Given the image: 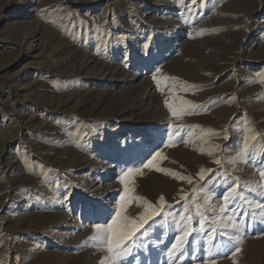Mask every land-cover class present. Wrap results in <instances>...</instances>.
Wrapping results in <instances>:
<instances>
[{
	"label": "rangeland",
	"instance_id": "1",
	"mask_svg": "<svg viewBox=\"0 0 264 264\" xmlns=\"http://www.w3.org/2000/svg\"><path fill=\"white\" fill-rule=\"evenodd\" d=\"M0 264H264V0H0Z\"/></svg>",
	"mask_w": 264,
	"mask_h": 264
},
{
	"label": "snow or ice",
	"instance_id": "2",
	"mask_svg": "<svg viewBox=\"0 0 264 264\" xmlns=\"http://www.w3.org/2000/svg\"><path fill=\"white\" fill-rule=\"evenodd\" d=\"M154 79H156L154 77ZM168 102L166 101V104ZM190 101H183L180 108L174 107L172 104H168V107L171 109V114L173 117L181 115L185 109L183 105H190ZM176 132L182 131V129H175ZM244 147L247 148V142H244ZM162 156L160 151H156L154 155L151 156L150 159L147 160L146 163L143 164L144 168H156L157 160ZM217 164H220L221 161L217 160ZM163 171V169H157ZM139 169L128 168L126 171H123L121 175V182L124 184V195L120 197V203L118 208H103L100 206H92L89 209V215L93 220H102L104 223H96L95 229L96 233L94 237L91 239L102 241L109 253H112V259L115 261L117 257L121 255V251L127 253L126 248H122V245L125 241L132 240L134 236L137 239L144 235L145 226L150 227L151 221L154 219L156 215H158L157 209L149 202L147 203V207L145 212L140 216V218L132 219L125 215H123L125 205L127 203V199L131 198L129 194L133 191L129 187V183L131 178L136 174ZM211 171V170H210ZM204 176V170L201 171V177ZM189 180L191 178H188ZM235 191V189H233ZM142 199V198H141ZM161 203H164V197H160ZM224 200L227 202L229 200V196H225ZM171 207V206H169ZM110 221V222H109ZM235 229V225H233ZM138 234V235H137ZM189 235L188 232H184L183 236H179L176 242L172 245V249H178V247H182L186 242V238ZM231 245V239L229 238V243L225 246ZM236 251H240L239 247H236ZM169 256L172 255L171 252L168 253Z\"/></svg>",
	"mask_w": 264,
	"mask_h": 264
}]
</instances>
